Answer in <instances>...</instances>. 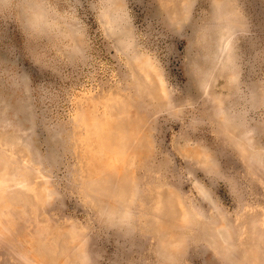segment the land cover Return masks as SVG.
Here are the masks:
<instances>
[{
  "label": "rangeland",
  "instance_id": "1",
  "mask_svg": "<svg viewBox=\"0 0 264 264\" xmlns=\"http://www.w3.org/2000/svg\"><path fill=\"white\" fill-rule=\"evenodd\" d=\"M40 2L27 35L0 22V264H144L173 249L215 264L208 247L264 264V185L241 182L222 207L202 187L264 158V0ZM128 17L161 80L133 91L100 55L64 62L77 23L104 44Z\"/></svg>",
  "mask_w": 264,
  "mask_h": 264
},
{
  "label": "clouds",
  "instance_id": "2",
  "mask_svg": "<svg viewBox=\"0 0 264 264\" xmlns=\"http://www.w3.org/2000/svg\"><path fill=\"white\" fill-rule=\"evenodd\" d=\"M47 7L40 0H0V22H6L9 26L15 25L22 33L28 34L31 27V20L36 10ZM219 7V5H217ZM103 23V21H101ZM77 33L73 43L68 49V61L80 63L81 65L91 67L96 62V57L100 55L105 59L110 67L104 73L105 78L111 80L116 77L122 86L133 91L136 89H147L150 84L161 80L165 73L164 63L152 52H150L143 38L137 34L130 17L123 20L121 30L118 34L112 35L104 28L105 43L100 44L90 38L84 29L77 23ZM179 36V32H177ZM198 47V43L192 45L190 54L185 57V62L191 60L192 51ZM244 167V173L240 180L220 174L209 173L203 178V188L208 192L210 198L222 207L221 202L229 199H235L241 194L239 185L241 182L250 184L259 179L261 185H264V158L259 164L250 163L246 158L241 161ZM179 183L184 184L187 189L186 181H191V176L180 175L175 178ZM200 185V184H199ZM223 185V186H221ZM201 186V185H200ZM199 191L192 187L191 192L184 199L185 205L191 207L193 202L200 199ZM207 203V201L204 200ZM206 213L201 209L195 212H203L205 216L209 215L211 208L207 203ZM93 213L98 209L90 206ZM189 246L194 239L202 236L201 229L194 223L186 233ZM156 243L155 240L152 241ZM208 251L212 253L215 264H225L224 259L217 254L211 247ZM174 258L165 261H145L144 264H187L184 259L185 251H176L173 249Z\"/></svg>",
  "mask_w": 264,
  "mask_h": 264
}]
</instances>
